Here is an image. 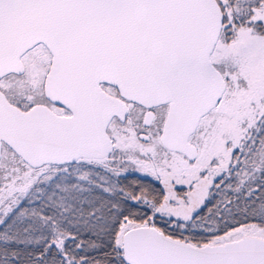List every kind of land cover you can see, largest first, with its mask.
I'll list each match as a JSON object with an SVG mask.
<instances>
[{
  "label": "snow or ice",
  "instance_id": "snow-or-ice-1",
  "mask_svg": "<svg viewBox=\"0 0 264 264\" xmlns=\"http://www.w3.org/2000/svg\"><path fill=\"white\" fill-rule=\"evenodd\" d=\"M0 264H264V0H0Z\"/></svg>",
  "mask_w": 264,
  "mask_h": 264
}]
</instances>
